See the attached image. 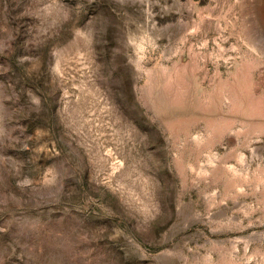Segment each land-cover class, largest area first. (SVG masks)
<instances>
[{"label":"rangeland","instance_id":"374dc122","mask_svg":"<svg viewBox=\"0 0 264 264\" xmlns=\"http://www.w3.org/2000/svg\"><path fill=\"white\" fill-rule=\"evenodd\" d=\"M0 264H264V0H0Z\"/></svg>","mask_w":264,"mask_h":264}]
</instances>
